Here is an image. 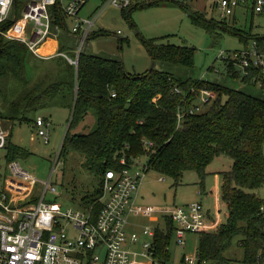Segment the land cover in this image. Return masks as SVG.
<instances>
[{"label": "trees", "instance_id": "1", "mask_svg": "<svg viewBox=\"0 0 264 264\" xmlns=\"http://www.w3.org/2000/svg\"><path fill=\"white\" fill-rule=\"evenodd\" d=\"M26 1L15 0L18 14ZM139 1L123 10L127 11V17L133 10L157 6L164 0ZM180 6L188 7L185 2ZM54 13L55 21L62 26L58 50L75 57L64 43L71 40L68 21L56 9ZM192 20L208 32L217 27L198 12ZM12 25L9 19L1 28L8 30ZM240 37L245 41L252 39L258 51L264 53V36ZM145 46L154 67L142 75L130 74L118 60L82 51L78 66L58 57L56 70L46 72L33 83L27 66L31 63L38 66L45 60L35 57L23 42L0 36V121L12 125L31 122L40 109L56 102L67 106L71 115L60 159H66L70 153L81 155L84 167L101 184L106 171L130 167L142 156L147 158V172L154 171L176 183L190 170L205 177L207 166L216 157L227 156L232 161L231 169L220 173L226 222L214 232L200 234L199 252L213 264H226L224 253L234 239L240 238L243 261L258 264L261 260L262 263L264 200L256 192L264 185V97L190 76L181 79L171 72L157 70L156 64L192 68L195 50L155 40L145 41ZM225 66L230 76L244 84L259 86L264 93V79L260 78L259 70L252 69L248 77H243L233 64L225 63ZM202 89L217 92L216 99L207 110L187 114L189 108L197 105ZM183 113L185 117L179 124L178 114ZM92 114L96 118L94 128L82 133L73 131L86 124ZM10 138L9 133L1 138L7 160L27 159L30 153L13 144ZM94 188L93 193L81 198L80 205L86 209L92 207L96 216L102 207L99 201L102 194L101 187ZM161 221L162 227L156 229L154 238V256L164 261L169 259L165 250L174 224L167 216Z\"/></svg>", "mask_w": 264, "mask_h": 264}, {"label": "rangeland", "instance_id": "2", "mask_svg": "<svg viewBox=\"0 0 264 264\" xmlns=\"http://www.w3.org/2000/svg\"><path fill=\"white\" fill-rule=\"evenodd\" d=\"M105 2L106 0H89L79 14L81 19L97 16L96 22L91 28L90 37L82 45L83 52L105 59L118 60L123 63L125 70L130 74L142 75L154 67L145 41L155 40L163 44L187 46L195 50L192 68L160 64H156L155 68L171 72L181 79L190 76L204 82L219 83L256 97H264L259 86L244 84L240 79L230 76L223 59L219 57L220 54L226 57L231 53L245 50L252 53L253 40L245 41L240 35L264 36V14L252 15L241 9L236 12L234 17L224 21L221 12L212 9L211 2L208 0H164L159 2L157 6L133 10L127 17V11L115 6L102 8ZM184 2L188 7L182 8L180 6ZM197 12L202 14L208 22L217 24L213 32H208L193 23L192 19L197 16ZM71 24L69 20L68 27ZM224 25L238 32H232L226 29ZM22 27H25V24L22 21H17L8 32L11 36L18 37L17 30L22 29ZM19 38H26V33ZM64 43L72 52H77L78 48L81 47L79 39L70 41V44L66 41ZM55 59L43 61L38 66L33 63L29 64L27 68L31 81L34 83L39 78H43L46 72H54L58 66L57 59ZM31 62L35 61L31 60ZM234 68L239 71L238 67L234 66ZM201 108L205 111L208 106H201ZM70 115L71 111L67 106L56 102L54 105L36 112L31 122H16L12 125L4 120L0 121V130H7L8 132H2V135L11 134V142L30 153L27 159L18 161L38 180L47 181L53 172L51 182L56 185L57 191L48 193V199L54 201L61 208L85 209L80 205L81 198L93 193L96 186L101 187L102 194L104 181L102 184L100 180L98 182V178L95 179L94 175L84 167L82 164L84 158L81 155L70 153L66 159L61 158L59 162H56ZM38 118L44 120L43 128L48 132V143H45L44 138L38 135V128L35 125ZM95 125L96 118L92 114L89 115L86 124L83 123L73 131L82 133L94 128ZM86 126H88L87 129ZM2 141L0 138V190L5 185V179L10 177L9 161ZM146 162V156L139 158L136 161L134 171L142 170ZM231 166L230 158L220 155L207 166L205 177L201 178L196 171L190 170L184 173L179 183L162 177L154 171L145 172L138 192L137 204L156 208H171L201 202L205 209L210 212L211 217L216 221L219 220V225L224 224L227 209L221 199L220 173L229 171ZM38 189L40 190V187ZM256 193L264 200V185ZM217 207L220 210L218 215ZM128 222L127 230L129 232L141 234L139 242L130 246L132 250L138 253L143 252L142 244L144 242H154L153 239L150 240V238L142 235L144 228L157 229L159 226L162 227L161 218L159 221H151L147 214L130 216ZM185 239L187 244L181 247L176 243L174 234L171 236L170 243L166 247L169 254V259L165 261L166 264H179L183 255H194L199 252L200 234H188ZM224 257L227 260L226 264L243 262L244 250L240 245V238L233 240L232 246L224 253ZM150 260L156 263L161 261L156 256ZM262 260L264 264V258Z\"/></svg>", "mask_w": 264, "mask_h": 264}, {"label": "built area", "instance_id": "3", "mask_svg": "<svg viewBox=\"0 0 264 264\" xmlns=\"http://www.w3.org/2000/svg\"><path fill=\"white\" fill-rule=\"evenodd\" d=\"M208 1L211 2L212 9L221 12L224 21L234 17L241 9L252 15L264 14V0ZM14 2L15 0H0V36L23 42L40 59L61 57L71 65L78 66L82 45L90 37L97 18L96 15L87 19L79 18L89 0H27L19 14ZM138 2L140 1L106 0L102 8L112 5L125 10ZM54 9L72 23L69 34L79 39L81 44L77 52L73 51L75 57L59 51H41L44 44L52 38L57 39L62 30L61 24L55 21ZM15 12L17 19L14 22ZM9 19H12L13 25L17 21L25 24L26 38L11 36L9 29L1 28ZM219 57L223 62L238 67L243 77H248L250 70L254 69L259 70L260 78L264 79V53L258 51L255 42L252 43V53L245 50L226 57L220 54ZM175 91L180 92L178 89ZM217 95L212 90H200L197 105L189 108L187 114L201 113V106L210 105ZM184 117V113L178 114L179 124ZM35 125L38 135L48 143V132L43 128L44 120L38 118ZM59 160L60 151L56 162ZM8 164L10 177L0 190V264H166V260L157 263L150 260L154 257V242H144L142 253L130 248L139 242L141 236L127 230L130 216L147 214L151 221L170 217L174 224L176 243L181 247L187 244L186 235L210 233L219 227V220L211 217L201 202L171 208L137 204L138 192L147 172L145 164L140 171H134L136 163L120 170L106 171L103 193L99 200L102 207L96 216L93 215L92 207L61 208L48 199V193L57 191L56 185L51 182L53 172L47 181H40L20 161L14 160ZM261 210L264 212V207ZM219 212L217 207V215ZM142 235L154 240L156 229L145 227ZM165 251L168 253L167 249ZM179 264L213 263L197 252L194 255H183ZM240 264L248 263L243 261Z\"/></svg>", "mask_w": 264, "mask_h": 264}, {"label": "crops", "instance_id": "4", "mask_svg": "<svg viewBox=\"0 0 264 264\" xmlns=\"http://www.w3.org/2000/svg\"><path fill=\"white\" fill-rule=\"evenodd\" d=\"M69 22V21H68ZM18 32H17V36H18V38L19 37H22V35L24 34V32H25V30H24V27H22V29H19V30H17ZM69 36H70V38H71V40H68L67 39V41L69 42V44H70V41H72V40H75L76 38H74L73 36H71L70 34H69ZM59 37L57 38V39H54V38H52V39H50V40H48L45 44H44V46H43V51H44V53H52V51L53 52H58L59 50ZM45 61H47V60H45ZM2 132L4 133V132H8L7 130H5V129H3L2 131L0 130V138H5L6 136H8V133L5 135V136H3L2 135ZM3 146V145H2ZM19 160V159H18ZM7 179V178H6ZM6 179H5V181H6Z\"/></svg>", "mask_w": 264, "mask_h": 264}, {"label": "water", "instance_id": "5", "mask_svg": "<svg viewBox=\"0 0 264 264\" xmlns=\"http://www.w3.org/2000/svg\"><path fill=\"white\" fill-rule=\"evenodd\" d=\"M16 19H17V16H16V12H15V17H14L13 21L15 22ZM152 66H153V62H152Z\"/></svg>", "mask_w": 264, "mask_h": 264}, {"label": "bare ground", "instance_id": "6", "mask_svg": "<svg viewBox=\"0 0 264 264\" xmlns=\"http://www.w3.org/2000/svg\"><path fill=\"white\" fill-rule=\"evenodd\" d=\"M41 51L44 52V51H43V48L41 49Z\"/></svg>", "mask_w": 264, "mask_h": 264}]
</instances>
